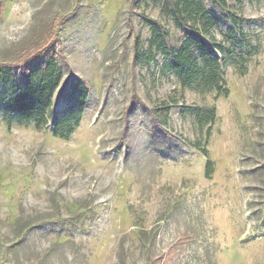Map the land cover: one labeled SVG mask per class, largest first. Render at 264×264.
I'll use <instances>...</instances> for the list:
<instances>
[{"label": "rangeland", "instance_id": "1", "mask_svg": "<svg viewBox=\"0 0 264 264\" xmlns=\"http://www.w3.org/2000/svg\"><path fill=\"white\" fill-rule=\"evenodd\" d=\"M183 1L0 0V264H264V0ZM177 11L224 93L168 68ZM53 57L46 120L24 121Z\"/></svg>", "mask_w": 264, "mask_h": 264}, {"label": "trees", "instance_id": "2", "mask_svg": "<svg viewBox=\"0 0 264 264\" xmlns=\"http://www.w3.org/2000/svg\"><path fill=\"white\" fill-rule=\"evenodd\" d=\"M221 6H226V0H216ZM192 0H185L182 3V8L184 11H189L193 6ZM196 4V14L206 17V12L203 9L201 3ZM182 12H176V20L179 23L180 27L190 36V39L183 41L178 48L169 55V61L167 62L168 68L177 73L185 86H191L199 77L206 76L205 81L208 86L216 88L219 94L225 92L220 85V71L221 64L218 59L211 57V51L208 47L207 41H205L201 35H198L195 28L192 25H189L185 17L181 14ZM232 23L237 25L241 20L235 16L230 17ZM216 22L207 23L204 25L205 34H208L212 28L216 26ZM153 32L155 33V40L159 45H166L164 36L160 33L159 29L154 26ZM197 50V53L195 52ZM137 57L139 55V49L136 50ZM199 58L203 60V65L199 63ZM3 77V73H0V78ZM59 84L58 76V64L56 57L50 59L46 67L44 68L41 76L35 83L31 93L36 96L37 102L35 105L39 107V110L35 108H28L26 106H19L18 115L24 121H45L46 120V111L50 108L52 104V97L55 90ZM77 114L75 112L65 116L59 123L57 127L60 129H65L70 126L68 133L69 135L73 132L74 126L71 125V122L75 119ZM74 116V117H73ZM197 120L201 127L212 125L215 120V108H206L198 109L196 113ZM74 118V119H73ZM60 131V130H59ZM58 133V130L55 131ZM206 171L209 174L211 171V162L208 161L206 165Z\"/></svg>", "mask_w": 264, "mask_h": 264}]
</instances>
